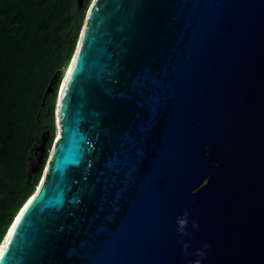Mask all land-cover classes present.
<instances>
[{"label":"water","instance_id":"1","mask_svg":"<svg viewBox=\"0 0 264 264\" xmlns=\"http://www.w3.org/2000/svg\"><path fill=\"white\" fill-rule=\"evenodd\" d=\"M55 105L0 264H264V0H93Z\"/></svg>","mask_w":264,"mask_h":264},{"label":"trees","instance_id":"2","mask_svg":"<svg viewBox=\"0 0 264 264\" xmlns=\"http://www.w3.org/2000/svg\"><path fill=\"white\" fill-rule=\"evenodd\" d=\"M89 4L0 0V245L39 186L55 133L62 68L74 54ZM51 81L52 91L44 96ZM41 136L46 139L45 153L29 179L30 160Z\"/></svg>","mask_w":264,"mask_h":264},{"label":"rangeland","instance_id":"3","mask_svg":"<svg viewBox=\"0 0 264 264\" xmlns=\"http://www.w3.org/2000/svg\"><path fill=\"white\" fill-rule=\"evenodd\" d=\"M78 1H82V0H78ZM92 1H93V0H90V4L88 5V7H87L86 10H85L84 18H83V22H82V25H81V29H80L79 35H78V39H77V42H76V46H77V43H78V40H79V36H80L81 30H82V28H83L84 22H85L86 14H87V12H88L89 6L91 5ZM75 48H76V47H75ZM74 52H75V51H74ZM73 56H74V54H73ZM73 56H72L71 60L69 61V63H68L66 66H64V67L62 68V77H61L60 85H61L63 79L65 78V76L67 75V72H68V70H69V68H70V66H71L72 60H73ZM60 85H59V88H60ZM59 88H58V90H59ZM55 106H56V105H55ZM55 112H56V109H54V113H55ZM54 124H55V123H54ZM57 138H58V136H57V128H56V126H55V133H54L53 143H52L51 148L49 149V151H48V153H47V159H46L45 165H44V167H43V171L45 170V168H46V166H47V164H48V162H49V159H50V157H51V155H52V150H53L54 142H55V140H56ZM41 142H42V140H40L39 144H38L37 147L34 149L33 157H32L31 160H30V165H31V166H33V165L36 164V162H37V155L39 154V147H40V145H41ZM43 174H44V173H43ZM44 176H45V174L43 175V178H44ZM43 178L40 180V183L38 184L39 186L42 184V180H43ZM37 188H38V187H37ZM37 188H36V190H37ZM36 190H35V191H36ZM2 242H3V241H2Z\"/></svg>","mask_w":264,"mask_h":264},{"label":"bare ground","instance_id":"4","mask_svg":"<svg viewBox=\"0 0 264 264\" xmlns=\"http://www.w3.org/2000/svg\"><path fill=\"white\" fill-rule=\"evenodd\" d=\"M43 175H44V174H42L41 179L43 178ZM44 177H45V176H44ZM43 181H44V178H43V180H42V184H43ZM39 183H40V182H39ZM42 184H41L40 186H38L37 190L35 189L36 192L33 194L32 198L35 197L36 193L40 190ZM32 198H30L29 201H30ZM29 201H28V202H29ZM28 202H27V203H28ZM27 203H26V204H27ZM26 204H25V205H26ZM25 205H24V206H25ZM4 240H5V238H4ZM4 240H3V242H4ZM3 242L1 243L0 248H1L2 244H3Z\"/></svg>","mask_w":264,"mask_h":264},{"label":"clouds","instance_id":"5","mask_svg":"<svg viewBox=\"0 0 264 264\" xmlns=\"http://www.w3.org/2000/svg\"><path fill=\"white\" fill-rule=\"evenodd\" d=\"M178 223L182 226V225H184L186 223V220L181 219V220L178 221Z\"/></svg>","mask_w":264,"mask_h":264},{"label":"snow or ice","instance_id":"6","mask_svg":"<svg viewBox=\"0 0 264 264\" xmlns=\"http://www.w3.org/2000/svg\"><path fill=\"white\" fill-rule=\"evenodd\" d=\"M18 220H19V218H18ZM15 227V226H14ZM0 252H2V249H0Z\"/></svg>","mask_w":264,"mask_h":264}]
</instances>
